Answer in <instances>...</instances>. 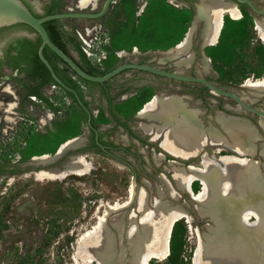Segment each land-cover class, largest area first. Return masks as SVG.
I'll return each instance as SVG.
<instances>
[{"label":"rangeland","instance_id":"obj_1","mask_svg":"<svg viewBox=\"0 0 264 264\" xmlns=\"http://www.w3.org/2000/svg\"><path fill=\"white\" fill-rule=\"evenodd\" d=\"M23 1L38 16L44 15L50 6H53L54 12H94L99 10L103 2L97 0L94 7L80 9L77 7V0ZM250 1L264 10V0ZM197 2L198 0H115L100 19H61L55 21V28L65 40L66 37L73 38L80 48L81 42L75 32L100 27L90 34L91 43L98 50L97 54L92 62L85 57L95 70L106 72L123 62L151 64L162 70L180 71L184 75L205 78L221 89L246 96L252 101L247 102L250 106L264 110V92L259 94L257 89L244 86L248 78H261L264 75V44L254 29L255 20L264 19V15H258L248 7L237 5L242 13L239 20H231L228 16L224 18L215 46L202 47L200 34L202 35L204 22L196 24L188 49L193 54L190 66L182 67L178 64L180 59L185 58L182 54L164 63L160 62L167 57L165 53L190 28L195 15L193 3ZM17 37H26L32 42L38 40V36L25 26L16 31L0 32V165L15 169L12 174L0 175V264H97V259L94 258L90 261L83 260L91 254L85 251L78 254L80 237L102 215L104 208L100 204L126 201L132 183L136 198L144 193L150 207L154 206L153 202L159 198L161 190L164 193L163 202L171 207L184 209L189 216V221L184 217L174 223L166 258H153L148 264H192L198 245L205 247L210 242H219L220 229L217 222L212 219L211 213H204L208 206L202 207L192 200L186 192L177 188L172 178L171 170L178 165H171L170 160L184 168L188 164L199 165L200 157L188 161L174 158L159 147L161 139L153 141L152 135L141 129V123L149 124L154 129L158 125L155 121L136 117L137 111L155 95H176L189 104L190 108L203 111L199 119L200 125L203 133L208 135L203 153H207L209 157L215 156V161L220 159V155L239 156L221 145L210 144L208 132L211 128L229 141L227 134L216 124L215 113L219 111L229 117L246 120L251 126L252 135L256 136L254 153L246 157L253 163H258L256 188L264 192V158L260 155L264 148V120L239 108L231 99L216 95L197 83L179 82L147 72L126 70L104 82V88L111 98L107 102L101 94L100 86L84 84L76 76H72L82 89L98 134L103 140L127 149L110 150L111 155L93 147L92 131L87 127L86 116L63 90L55 89L51 84L43 86L40 91L53 104L58 103L57 110L60 114L56 117L42 109L35 97L36 104L25 101L17 104L11 113L6 112L4 107L7 103L18 101L1 92L5 86L10 87L14 96L19 99L28 87L36 85L32 76L23 78L24 84H20L18 75L22 68L18 65L23 64V61L9 50ZM65 49L77 61L80 60L70 42H67ZM135 50L136 53H133ZM121 51L125 52V56L119 58L117 53ZM49 56L52 59L50 54ZM204 62L208 66L207 70L202 67ZM53 63L63 66L56 59H53ZM236 107L238 111L235 110ZM32 112L38 115L36 120L47 113L49 117L45 124L31 122ZM110 113L116 115L125 127L117 124ZM8 116L12 120H7ZM77 136L86 138L85 146L67 152L47 168H61L70 155L81 153L92 165L90 173L84 176L68 175L59 180H37L34 173L46 166L42 167L31 161L33 155L55 153L60 143ZM218 148L223 150L214 154ZM158 154L164 158L160 160ZM161 174L169 180L177 199L167 195L165 185L160 180ZM200 190L201 185L196 182L193 191L197 193ZM136 198L121 211L125 213V221L131 213L138 215ZM117 214L120 213L111 214L110 218ZM106 226L111 231L108 232L116 247L111 253L102 251L98 257L100 262L129 264L132 254L119 247L124 244L123 238L109 226V219ZM248 250L244 261H233V257L227 258L224 264H264V241L252 240ZM234 255L240 254L238 252Z\"/></svg>","mask_w":264,"mask_h":264},{"label":"bare ground","instance_id":"obj_2","mask_svg":"<svg viewBox=\"0 0 264 264\" xmlns=\"http://www.w3.org/2000/svg\"><path fill=\"white\" fill-rule=\"evenodd\" d=\"M96 1L77 0V7L80 9L94 7ZM196 10L197 20L204 22L201 36L205 47L217 44L226 16L231 20H239L242 17L238 6L228 0H198ZM194 25L193 22L182 39L165 53L167 57L161 59V63L182 54L185 55V58L180 59L178 64L182 67L190 66L193 54L188 52V49L191 36L195 31ZM254 29L264 44V19H256ZM117 56L122 58L125 56V52L121 51L117 53ZM202 67L204 70L208 68L205 62ZM244 86L255 88L259 94H262L264 92V75L261 78H248ZM4 89L5 93L12 94L10 87L6 86ZM239 97L246 103L252 102L246 96ZM13 104H7L4 107L5 111L11 113L14 108ZM188 105L176 95L165 97L155 95L141 107L137 117L158 123L157 126L154 124L155 129L149 124L141 123V129L144 133L152 135L151 140L161 139L159 147L168 155L184 161L200 157L199 165L188 164L184 168L174 160L169 161L171 165H178L171 170L177 188L186 192L202 207L208 206V210H204V213H211L212 219L217 222L220 229L219 242L212 244L210 242L205 247L198 245L192 264H224L227 258L233 257V261H237V259L238 262L244 261L245 255L249 253L248 248L252 244V240L264 241V192L256 188L259 177L258 167H256L258 163H253L246 157L252 156L254 153L256 136L252 135L251 126L246 120L229 117L217 111L214 116L215 122L227 134L229 141L211 128L208 132L210 144L221 145L225 150L239 156L220 155V159L215 161V156L209 157L207 153H203L208 142V135L203 133L199 120L203 111L190 108ZM235 110L238 111V107ZM47 118L48 116H44L40 118L39 122L43 124ZM7 120H12V118L8 116ZM262 125L264 127V123ZM85 144V137H72L60 143L55 153L33 155L31 161L39 166H46L34 173L35 178L40 181L59 180L68 175L84 176L89 174L92 165L81 153L70 155L61 168H47L67 152L81 149ZM222 150L218 148L217 152L213 153L216 154ZM260 155L264 158V148ZM158 156L160 160L164 158L163 155L158 154ZM160 180L165 185L167 195L177 199L169 180L162 174ZM196 182L201 185V190L197 193L193 191V185ZM158 196L159 198L153 202L154 206L150 207L144 193L136 198V191L132 183L128 189L126 201L113 204L101 203L100 206L104 208L103 213L97 218L96 224L81 235L78 254L85 251L91 255L83 259L84 261L94 258L97 259L95 261L102 264L101 259L98 258L99 254L102 251L111 253L115 250L116 245L111 238V231L106 226L109 219V226L119 234L120 238H123L124 244L119 243V247L129 251L133 256L129 260V264H148L149 260L153 258L160 260L166 258L174 223L184 217L189 221V216L184 209L171 207L163 202V191L160 190ZM135 198L138 199L136 203L138 215L135 216L131 213L128 220L125 221V213L123 214L121 211L127 208ZM116 213L120 214L110 218L111 214ZM215 250L217 253H213ZM238 252L240 255L235 256L234 254Z\"/></svg>","mask_w":264,"mask_h":264},{"label":"water","instance_id":"obj_3","mask_svg":"<svg viewBox=\"0 0 264 264\" xmlns=\"http://www.w3.org/2000/svg\"><path fill=\"white\" fill-rule=\"evenodd\" d=\"M114 1L115 0H103L99 10L94 12L91 11L73 12L71 10H68V11L55 12L52 14H47L42 16H36L25 6L22 0H0V30L16 31L21 26H25L27 28H30L40 38V44L37 49L38 59L45 66L50 76L52 77L53 81L60 88H62V90L69 92L74 96L76 100V104H78L79 108L85 112L87 127L90 131L93 132L94 141L101 150H104V147L100 143H98V132L92 125V112L90 111L88 106L82 102L76 90L67 86L56 75L52 65L44 56L43 51L45 48H48L54 55H56L75 74L76 77L81 78L85 81L102 84L126 70H138V71L150 73L155 76L167 78L170 80L200 84L216 95L231 99L232 101L235 102V104L239 108H242L243 110L250 112L251 114H255L264 120V110L250 106V104L244 102L235 93L221 89L216 85L212 84L210 81H208L205 78L198 76L184 75L180 71L178 72L166 71L156 68L154 65L151 64H141L137 62H123L113 67L112 69L108 70L102 75H92L87 73L84 69H82L71 56H69L60 48H58L56 45H54V43L50 40L49 34L44 26L46 22L52 20H61V19H100L105 15V13L114 3ZM234 3L236 5L244 4L248 6V8H250L254 13L261 16L264 15V10L257 8L250 0H235ZM193 6L195 8V15L193 22L195 24L194 29L196 30V24L200 21L197 20L198 19L197 18L198 14L196 10L197 3H193ZM200 37L202 39L201 34ZM202 47H205L203 43H202ZM213 253H217V251L215 250Z\"/></svg>","mask_w":264,"mask_h":264},{"label":"trees","instance_id":"obj_4","mask_svg":"<svg viewBox=\"0 0 264 264\" xmlns=\"http://www.w3.org/2000/svg\"><path fill=\"white\" fill-rule=\"evenodd\" d=\"M232 1L235 2V0H232ZM238 5L248 7V6L244 5V4H238ZM52 13H55L54 12V8H53V6H50L48 9H46L44 15L52 14ZM55 21L56 20H52V21L46 22L44 24V26H45L48 34H49L50 40L54 43V45H56L58 48H60L66 54L71 56L65 49L67 42H70L72 44V46L74 47V50L78 53V56H79V59H80L79 61H75V62L82 69H84L87 73L92 74V75H102V74H104L105 72L99 71V70H95L91 66L90 62L85 58L84 54L81 52L79 46L76 44V42L74 41L73 38L66 37V40L63 38L64 36L62 35V33L59 32V30L55 28ZM39 44H40V38L39 37H38L37 42H32L31 40H29L26 37H18V38L15 39V42L12 45L9 46V50L15 52L17 55L26 56V58L28 60V63L30 65V67H31L30 76H32V78H34V77H42L43 78L42 84L53 83L54 85H57L53 81L52 77L50 76V74L47 71V69L45 68V66L40 62V60L37 57V49H38ZM43 53H44L45 58L52 65L56 75L67 86H69V87L73 88L74 90H76V92L80 96L82 102L85 105H87V102L84 99V95H83L82 89L75 82V80H73V78H72V76L75 77V74L56 55H54L48 48H45ZM49 54H51L54 57V59L58 60L63 65V67L59 68L55 63H53L52 60L49 57ZM15 66H16V68H18V66H20V65H18V66L15 65ZM78 79L81 82H83L84 84H93V85L100 86L101 87L102 96L107 100V102H110L111 98L109 97L108 92L104 88V83L98 84V83L85 81V80H83L81 78H78ZM64 93L66 94V96L68 98L72 99V101L76 103V100H75L74 96L71 93L66 92V91H64ZM81 111L86 116L85 112L83 110H81ZM110 115L112 116L113 120L117 124L125 127V124L122 121H120V119L116 115H114L113 113H110ZM92 125L94 127L93 120H92ZM92 136H93L92 137V145H93V147L101 150L98 147V145L95 143V141H94L93 132H92ZM98 143H100L104 148H107V149H112V150L123 149V150L127 151V149L122 148L121 146H115L112 142H108V141L103 140V137L100 136L99 134H98ZM101 151L103 152V150H101ZM2 167L3 166L0 165V173H3L2 169H1Z\"/></svg>","mask_w":264,"mask_h":264},{"label":"flooded vegetation","instance_id":"obj_5","mask_svg":"<svg viewBox=\"0 0 264 264\" xmlns=\"http://www.w3.org/2000/svg\"><path fill=\"white\" fill-rule=\"evenodd\" d=\"M22 2L25 4V6L34 14V15H36V16H38L37 14H35L32 10H31V8L29 7V5L27 4V3H25L23 0H22ZM2 30H0V32H1ZM18 38V37H17ZM12 54H14V55H16L18 58H20V59H22V61H23V64H21L20 65V68H22V70H21V72L19 73V75H18V77H19V79H21L20 80V84L22 85V84H24V80H23V78L25 79V78H30V72H31V67H30V65H29V63H28V60H27V58H26V56H20V55H17L15 52H11ZM133 53H136L135 51L133 52ZM32 78V77H31ZM34 79L36 80V85L35 86H33V87H28V89L20 96V98L18 99L17 97H15L14 96V94H13V91H12V94H9L11 97H13L15 100H17L18 101V103L16 102V103H7V104H13L14 105V107H16V105L18 104H21L22 102H25V101H28L30 104H36V103H34L31 99H30V97L31 96H33V97H35V98H37V100H39V103L41 104V108L42 109H44V110H47V111H49L50 113H52L53 114V116H55L56 117V115H57V112H58V110H57V105H58V103L57 102H55V104H53L52 102H51V100H50V98L48 97V96H46L45 95V93H43V92H41L40 91V89L43 87V86H45V85H47V84H51V85H54L53 83H45V84H42V82H43V78L42 77H34ZM55 87V89L56 88H58L59 90H62V88H60L58 85H54ZM6 87V86H5ZM3 90H5L4 88L1 90V92H4L5 93V91H3ZM8 94V93H7ZM6 104V105H7ZM14 109V108H13ZM140 110V109H139ZM138 110V111H139ZM138 111H137V113H138ZM11 112H12V110H11ZM44 116H45V114H44ZM35 117H38V115L37 114H34L33 112H32V115H31V122H33V121H36V122H38V121H40V119H35ZM141 119V118H140ZM110 150H112V149H107V148H104V150H103V153H105V154H107V155H111V153H110ZM2 169V171H3V173H0V175L2 174V175H5V174H12V173H14V171H15V169L13 168V167H2L1 168Z\"/></svg>","mask_w":264,"mask_h":264},{"label":"built area","instance_id":"obj_6","mask_svg":"<svg viewBox=\"0 0 264 264\" xmlns=\"http://www.w3.org/2000/svg\"><path fill=\"white\" fill-rule=\"evenodd\" d=\"M98 29H100V27H93V28H91V29H88V28H86V29H84L83 31H76L75 33H76V35H77V37H78V39H79V41L81 42L80 43V48H81V51H82V53L85 55V57L88 59V60H90L91 62H92V60H94V58H95V56H96V54H97V48H95L94 46H93V44L91 43L92 41H91V39H90V34L92 33V32H96ZM97 62H98V60H96ZM94 66V65H93ZM53 86V88L55 87L54 85H52ZM34 103H36L35 102V100H34V97L32 96V98H30ZM47 112H49V111H47ZM50 113V112H49ZM50 114H52V113H50ZM57 114H60V111L58 110V112H57ZM53 115V114H52ZM45 116H48L49 117V114L47 113V114H45ZM50 117H51V115H50Z\"/></svg>","mask_w":264,"mask_h":264},{"label":"crops","instance_id":"obj_7","mask_svg":"<svg viewBox=\"0 0 264 264\" xmlns=\"http://www.w3.org/2000/svg\"><path fill=\"white\" fill-rule=\"evenodd\" d=\"M51 55V54H50ZM71 55V54H70ZM52 56V55H51ZM72 56V55H71ZM50 57V56H49ZM72 58L75 60V61H77V59H75L73 56H72ZM50 59H51V57H50ZM53 59H54V57L52 56V62H53ZM62 65V64H61ZM59 68H62L63 66H58Z\"/></svg>","mask_w":264,"mask_h":264}]
</instances>
